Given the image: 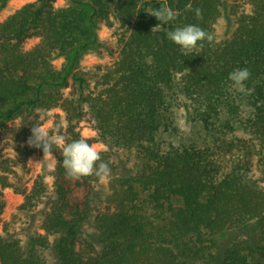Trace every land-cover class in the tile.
Returning a JSON list of instances; mask_svg holds the SVG:
<instances>
[{"label": "trees", "instance_id": "trees-1", "mask_svg": "<svg viewBox=\"0 0 264 264\" xmlns=\"http://www.w3.org/2000/svg\"><path fill=\"white\" fill-rule=\"evenodd\" d=\"M164 4L179 14L161 25L149 12ZM248 4L230 37L198 42L191 51L167 32L196 24L215 36L224 0H72L63 7L36 0L0 21V127L20 116L26 126L34 108H57L66 122L54 114L50 129L61 125L54 134L65 144L85 138L76 129L84 117L97 139L140 163L133 171L129 158L113 163L100 152L111 169L101 208L99 178H69L53 145L44 233L25 243L0 236V264H46V250L56 264H264V0ZM109 16L119 27L116 58L79 68L95 22ZM32 36L39 41L25 49ZM236 68L250 70L245 91L228 79ZM181 114L201 128L199 140L182 136ZM24 149L43 154L17 151ZM45 198L38 176L19 207Z\"/></svg>", "mask_w": 264, "mask_h": 264}, {"label": "rangeland", "instance_id": "rangeland-1", "mask_svg": "<svg viewBox=\"0 0 264 264\" xmlns=\"http://www.w3.org/2000/svg\"><path fill=\"white\" fill-rule=\"evenodd\" d=\"M35 1L0 0V21L21 5ZM71 2L72 0H52L54 7L67 6ZM224 2L223 13L214 25L215 37L218 40L230 37L237 25L239 16L246 13L249 9L248 0H224ZM118 30V23L111 16L107 20H97L94 25L95 38L92 36L89 40H85V45L80 51L78 58L79 68L112 62L118 52L116 36ZM38 41L39 38L36 36L27 37L23 40V47L29 49ZM53 64L56 68L61 67L63 58H55ZM70 87L71 84L68 88H64V94H66ZM54 114L61 115L63 124H65L64 114L59 109L43 110L41 108H34L27 116L28 123L26 126L23 123V118L20 116L8 120L5 122V125L0 127V160L3 158L9 159L7 163L0 161V176H2V179H0V236L15 234L25 243L29 235L44 233L41 228V222L43 214L48 208L50 197H52L53 172L57 153H52V156L43 159L44 154H39L38 152L27 153L26 149L20 154L17 149L29 147L27 146V140L31 135L33 124L47 125L51 128ZM38 121L39 123H36ZM178 124L182 136L199 140V135L203 134L201 128L198 126L187 124L182 114L178 117ZM76 129L82 137L94 139L91 145L96 146L99 152H109L113 163L129 158L128 162H126L127 168L133 171L138 170L140 163L134 154L128 155L126 152L117 151L100 139H97L95 129L86 118L83 117L77 120ZM161 138L166 139L167 136L162 135ZM4 167L7 170H4ZM255 173V176L260 179V173L257 171ZM38 176L42 178L46 187L45 201L33 208L21 209L19 206L24 201V193H28L31 190ZM108 181L107 177L104 180L98 179L94 184L95 191L103 198L100 205L101 208L106 204L104 198L109 192ZM260 184L264 189V181H261ZM176 202L174 201V203ZM52 239L53 237L50 236V240ZM43 256L46 258V264H56L50 250L44 251Z\"/></svg>", "mask_w": 264, "mask_h": 264}, {"label": "clouds", "instance_id": "clouds-1", "mask_svg": "<svg viewBox=\"0 0 264 264\" xmlns=\"http://www.w3.org/2000/svg\"><path fill=\"white\" fill-rule=\"evenodd\" d=\"M187 10H192V6L188 5ZM149 13L155 16L161 25L175 20L179 14L167 4ZM195 14L198 19L202 18L201 9H195ZM166 35L169 40L188 51L196 48L198 42L206 40L212 43L215 40L213 33L204 30L196 24L176 27L174 30L168 31ZM250 75L249 69L236 68L229 73L228 79L233 82V86L238 90L245 91L244 82L249 79ZM247 91L250 94L253 90L247 89ZM60 127L61 125L58 124L55 129H50L47 125L33 124L31 135L27 140L28 146L42 148L43 159H45L52 156L53 145H56L61 150L63 156L62 164L66 170V175L71 179H80L90 175H95L101 180L106 179L111 174V169L108 163L101 160L97 147L90 145L86 138H80L65 144L62 135L54 134L59 132Z\"/></svg>", "mask_w": 264, "mask_h": 264}]
</instances>
